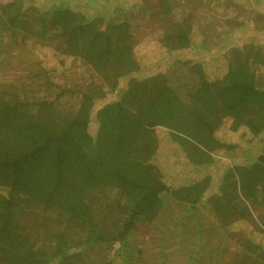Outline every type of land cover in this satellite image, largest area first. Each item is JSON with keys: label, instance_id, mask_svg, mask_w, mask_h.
Returning <instances> with one entry per match:
<instances>
[{"label": "trees", "instance_id": "obj_1", "mask_svg": "<svg viewBox=\"0 0 264 264\" xmlns=\"http://www.w3.org/2000/svg\"><path fill=\"white\" fill-rule=\"evenodd\" d=\"M110 20L102 27L98 17L88 20L67 8L56 7L47 16L23 10L17 1L0 5V38L6 33L20 35L21 42L46 37L53 42L48 47L53 56L62 57L60 65L68 66V58L75 57L92 79L101 82L85 93L55 92L50 91L51 81L44 78L45 91L50 92L36 97L40 74L49 76L55 68L39 67L34 59L37 68L32 77L21 73L23 81L4 84L12 92L0 85V264H70L66 250L74 247H62L66 255L61 258L59 243L50 250L48 244L37 246L36 240L14 227L19 217L15 215L23 212L42 217L45 228L49 214L65 213L70 221L80 220L83 231L87 225L92 232L97 226L88 216L90 204L85 197L94 190L103 194L116 191L121 211H128L127 221L110 238L99 239L95 234L71 255L82 254L86 245L101 241L110 250L100 264H124L133 228L144 218L152 221L156 217L164 195L171 193L191 205L202 199L206 188L202 181L173 191L165 185L168 176L208 168L218 154L238 148V142L247 146L264 133V90L257 87L248 68L229 67L221 78L208 80V71L193 66L191 72L199 84L186 101H180L165 75L133 80L123 98L97 109V133L92 137L88 126L101 86L111 92L121 77L145 68L133 54L130 25L125 20ZM33 25H37L36 31H32ZM172 27L164 38L169 49H186L195 41L188 27L185 32L177 24ZM0 63L11 70L8 58ZM3 76L8 77V71ZM66 94H74L76 101L61 103ZM226 120L234 143L221 140L216 133ZM162 129L168 132L164 142L158 139ZM234 172L231 176L239 179L245 201L256 199L261 190L264 193V153ZM29 221L35 223L34 217ZM257 232L264 238V229ZM112 244L116 245L113 249ZM243 244L248 254L235 264H264V245L251 240Z\"/></svg>", "mask_w": 264, "mask_h": 264}, {"label": "rangeland", "instance_id": "obj_2", "mask_svg": "<svg viewBox=\"0 0 264 264\" xmlns=\"http://www.w3.org/2000/svg\"><path fill=\"white\" fill-rule=\"evenodd\" d=\"M10 1H17L23 10L45 12L47 16L56 7H62L88 20L98 17L102 27L111 18L115 19L114 22L125 20L130 25L129 33L134 41L133 54L140 63H145V68L141 67L121 77L111 92L106 91L105 85L101 86L88 126L92 137L97 133V109L104 103L123 98L133 80L165 75L183 102L199 84L197 75L191 72L193 66L201 67L204 73L208 71L207 79L213 80L221 78L229 67L233 69L237 65H244L254 75L257 87L264 90V0H0V5ZM174 24L181 26L184 32L185 27L191 31L195 41L188 48L171 50L164 45L167 43L164 38L172 32ZM36 26L33 25L32 31L37 30ZM0 41V62L8 58L10 65L7 67L11 69L6 70L0 63V85L8 92L12 91L5 88L4 84L23 81L21 73L32 77L36 72L34 59L39 67L55 68L49 76L40 74V84L35 88L36 97H45L50 91L62 89L85 93L89 86L96 89L93 85L101 83L92 79L90 71L75 57L68 58V66L60 65L62 57L53 56L48 49L53 42L46 37L43 40L21 42L20 35L6 33ZM20 50L26 55L18 52ZM2 69L8 71V77L3 76L5 71ZM44 78L51 81L50 91H45ZM63 101L72 103L76 101V96L66 94L60 98V102ZM229 129V121L226 120L216 133L221 140L234 143L236 139L228 134ZM167 133L164 129L160 130L159 141L164 142ZM259 139H253L247 146L238 142V148L218 154L208 168L187 172L182 176H168L165 185L173 191L186 187L187 183L202 181V188L206 187L202 199L191 205L189 201L177 200L171 193L164 195L156 217L152 221L144 218L136 223L127 243L123 263L235 264L243 254H248L243 244L246 240L264 245V238L257 232L260 228L264 229V193L259 190L261 194H257L256 199L245 201L246 192L240 188L239 179L231 176L232 171L235 175L236 167L252 164L263 155L264 133ZM105 192L103 194L94 190L85 197V201L90 204L88 216L97 226L92 232H88L87 225L83 231L80 220L70 221L65 213L58 212L46 217L45 228L41 226L42 217L16 212L15 216L19 217L14 227L18 226L19 233L36 240L37 246L48 244V250L56 249L59 243L61 258L66 255L62 247H74L66 250L71 257L70 264H100L109 249L108 244L101 241L86 245L82 254H71L79 250L89 238H94L95 234L99 239L110 238L127 221L128 211H121L118 193ZM30 217H34L35 223L29 221ZM115 244L111 245L112 249Z\"/></svg>", "mask_w": 264, "mask_h": 264}]
</instances>
